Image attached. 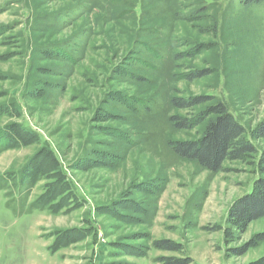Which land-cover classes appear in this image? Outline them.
I'll return each mask as SVG.
<instances>
[{
	"label": "rangeland",
	"instance_id": "obj_1",
	"mask_svg": "<svg viewBox=\"0 0 264 264\" xmlns=\"http://www.w3.org/2000/svg\"><path fill=\"white\" fill-rule=\"evenodd\" d=\"M243 1L0 0V264H260L264 217L231 216L264 178V1ZM216 101L256 153L213 173L169 143Z\"/></svg>",
	"mask_w": 264,
	"mask_h": 264
},
{
	"label": "trees",
	"instance_id": "obj_2",
	"mask_svg": "<svg viewBox=\"0 0 264 264\" xmlns=\"http://www.w3.org/2000/svg\"><path fill=\"white\" fill-rule=\"evenodd\" d=\"M262 1L264 0H244L243 2L245 4H259ZM213 98V96L208 95L202 98H172L171 104L181 109L212 102ZM211 114L214 116L207 121L203 132L197 139L170 141L169 147L175 155L195 161L201 168L215 173L221 170L225 160H240L246 154L256 153V148L243 137V126L227 111L223 103L217 101L211 103L206 116ZM172 119L176 120V126L179 128H192L200 122V119L193 122L179 117ZM251 136L254 138L264 137V120L253 129ZM258 156V164H264V154ZM231 216L233 220L241 224L242 228L250 221L264 217V178L254 180L251 191L234 204ZM159 244L161 246L157 245L158 248H164L165 245L163 244H167V242ZM165 249L171 250L169 247H165ZM258 262L264 264V257ZM167 264H189V260L182 263L173 260L172 263L168 262Z\"/></svg>",
	"mask_w": 264,
	"mask_h": 264
}]
</instances>
